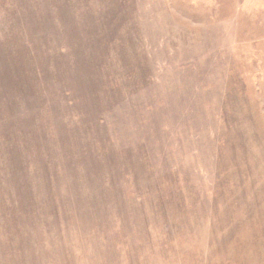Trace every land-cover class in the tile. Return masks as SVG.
<instances>
[{
	"label": "rangeland",
	"instance_id": "374dc122",
	"mask_svg": "<svg viewBox=\"0 0 264 264\" xmlns=\"http://www.w3.org/2000/svg\"><path fill=\"white\" fill-rule=\"evenodd\" d=\"M0 264H264V0H0Z\"/></svg>",
	"mask_w": 264,
	"mask_h": 264
}]
</instances>
